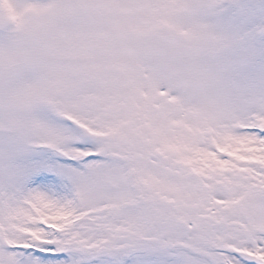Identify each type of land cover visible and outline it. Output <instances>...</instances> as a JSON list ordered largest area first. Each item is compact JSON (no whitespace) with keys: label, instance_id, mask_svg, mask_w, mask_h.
Returning a JSON list of instances; mask_svg holds the SVG:
<instances>
[{"label":"snow or ice","instance_id":"6c2138e0","mask_svg":"<svg viewBox=\"0 0 264 264\" xmlns=\"http://www.w3.org/2000/svg\"><path fill=\"white\" fill-rule=\"evenodd\" d=\"M0 264H264V0H0Z\"/></svg>","mask_w":264,"mask_h":264},{"label":"rangeland","instance_id":"374dc122","mask_svg":"<svg viewBox=\"0 0 264 264\" xmlns=\"http://www.w3.org/2000/svg\"><path fill=\"white\" fill-rule=\"evenodd\" d=\"M16 2H17V3H20V2H22V0H16Z\"/></svg>","mask_w":264,"mask_h":264}]
</instances>
